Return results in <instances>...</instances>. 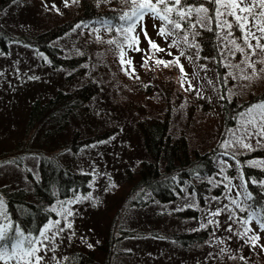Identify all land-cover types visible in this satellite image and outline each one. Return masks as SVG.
Here are the masks:
<instances>
[{
	"label": "rangeland",
	"instance_id": "1",
	"mask_svg": "<svg viewBox=\"0 0 264 264\" xmlns=\"http://www.w3.org/2000/svg\"><path fill=\"white\" fill-rule=\"evenodd\" d=\"M71 2V0H15V2L8 0L6 8H0V33L6 36L5 50L0 53V216L6 212V193L18 189L28 193L30 185L25 179L26 171L37 175L40 156L52 155V158L68 170L89 174L90 181L88 191L58 200L53 205L51 212L54 216L46 225L56 220L61 223L46 231L49 237L53 233L57 235L54 240L43 241L45 247H41L37 253L43 257L40 264H54L60 258H68L82 247L92 250L98 261L108 260V264H232L227 258L238 254L253 261L256 258L264 262V230L257 223L258 215L250 211L253 216L251 220L248 213V217L238 215L247 196L243 193V183L238 179L227 186L224 184L217 196L206 195L203 207L193 203V197L185 187H182L181 194L176 199L164 203L154 200L145 187H133L137 181L135 165L142 160H149V157L134 136L131 125L126 122V116L135 113L136 105V111L143 114L137 118L151 119L157 115L164 120L168 107L162 93L150 92L146 85L154 78L163 77L158 73L163 72L165 66L156 62L172 59L179 70L178 73L172 70L173 87L176 90H173V95L170 96L172 106L169 114L170 128L183 130L186 133L185 140L191 148L192 144L196 145V149L199 147L198 150L201 152H210L216 148L217 151H222V156L228 157V163L239 168L236 155L264 145V136L259 135L264 119L259 112L247 114L249 107L264 103V100H254L249 105L242 106L247 103L242 100L250 97L248 93L255 95L261 92L259 88L264 89V78L251 82V79L263 69L264 63L256 71L259 67L256 61H264V55L259 49L254 48L247 55L248 62H254V68H250L247 63H242L246 55L231 60L234 52H231L228 46L222 45V55L228 49L227 55L223 57V63L229 67L226 74L233 78L232 85H227V80L224 83L222 97L223 100L224 98L229 100L236 95L237 102L242 108L230 116L232 120L230 125L224 124V113L219 109L216 113L214 109L201 113L194 108L196 111L189 118L187 111L181 107L184 95L193 88L199 90L200 86L209 81L207 76L210 79L212 76L203 71L207 69L206 66L197 69L189 62L170 44L169 36L160 35V29L164 28L165 21L154 19L151 14L146 15L137 22L132 37L125 41L115 55L119 67L122 71H128V74L125 73L133 79L120 81L127 89L123 101L130 104L122 108L104 105L102 100L95 99L91 103L90 114L84 118L85 120L82 119V135L90 134L94 128L99 130L107 121L122 129L116 128L112 137L107 138L105 142L96 141L98 143L79 148L76 153H72L66 145L68 142L66 136L61 132L59 134L55 132L57 136L54 137L55 134L47 130L46 126L28 123L29 106L36 98L42 103L53 96L63 81L68 82L70 79L73 81V77L65 79L68 73L51 68L47 57L28 44L34 32L46 26L48 19L67 20L69 15L74 13H71ZM145 32L148 38H145ZM95 34L93 37L96 38L100 35ZM76 36L78 35L75 32L53 43L65 49L72 44ZM149 39L163 51L153 49L148 42ZM254 40L249 37L248 41L254 45ZM172 60L169 64H172ZM129 61L131 63H128ZM146 63L151 64L155 70H142ZM160 65L163 67L159 68ZM254 70L256 75H253ZM163 73L167 75L166 72ZM159 81L160 79H155L153 82ZM69 86L70 84L67 87ZM193 103L198 105L191 99L186 102L191 111ZM217 105L219 106L216 102V108ZM155 108L161 111L156 113ZM195 120L207 122L210 134L204 133L205 130H202V133L196 131L190 134L189 131L195 130ZM245 144L249 147H244ZM125 167L134 175L130 179L124 170ZM169 174L171 179L173 177L176 181L177 170L174 169ZM211 184H214L213 180ZM3 188L7 191L2 190ZM86 196H90V199H83ZM76 197L81 199L76 201ZM69 201L75 202L68 203ZM188 205L199 207L200 215L196 222L172 216L171 211ZM112 208L115 209L111 210ZM65 210L73 213L67 217V222L72 224L71 229L65 227L63 215ZM217 212L219 215H213ZM207 223L210 231L207 240L202 244L180 246L168 237L174 232L206 226ZM5 226L7 223L0 219V228ZM45 226L41 231L45 230ZM59 228H64V231L59 232ZM121 231H125L124 236ZM40 232L36 238L43 240ZM128 233L131 235H127ZM17 252L19 254V249ZM0 264H17V259H0Z\"/></svg>",
	"mask_w": 264,
	"mask_h": 264
},
{
	"label": "trees",
	"instance_id": "2",
	"mask_svg": "<svg viewBox=\"0 0 264 264\" xmlns=\"http://www.w3.org/2000/svg\"><path fill=\"white\" fill-rule=\"evenodd\" d=\"M71 1V13H74L70 14L67 20L59 19L55 21L48 19L46 26L35 31L28 40V44L38 53H42L47 57L51 68L60 69L65 74L68 73L65 79L73 77V81L71 79L68 82L63 81V84L54 92L53 96L48 97L42 103L36 98L29 106L28 123L30 125L38 124L40 127L46 126L45 128L51 130L54 134L55 132H58V134L61 132L68 141L66 145L72 153H76L79 148L98 143L96 141L105 142L107 138L112 137L116 128L117 130L122 129V127H116L107 121L99 130L94 128L90 134L82 135V119L90 114L92 110L91 103L95 99L102 100L104 105L110 104L116 107L122 106V108L130 104L123 101L127 89L120 81L121 79L124 81L133 79L127 75L128 71H122L115 55L126 41L123 27L127 26V22L121 21L119 17L125 12H130L132 5L126 3L125 0ZM201 2L209 8L208 16L212 17L211 20L199 24L197 23L196 14L193 13L190 22L182 31L173 29L167 23L164 25L166 35L170 37V44L184 55L189 62L194 64L197 69L206 66L207 69H203V71L212 76L211 79L207 76L209 81L200 86L199 90L193 88L188 91L184 95L181 107L187 111L189 118L196 110L201 113H207L213 109L215 113L218 109L222 110L224 124L230 125L232 121L230 116L242 107L237 102L236 95L229 100L225 98L223 100V85L226 80L227 85H232L233 78L228 77L226 69L228 70L229 67H226L223 63V57L227 55L228 49L222 55L221 48H223L222 45H225L228 46L231 52H234L231 60L240 58L242 55H249L253 49H249L248 45L244 43L243 33L236 26L233 17L228 15L216 17V5L209 4L207 0H189L185 7H199ZM7 4L8 0H0V8H6ZM254 11L257 12L255 22L259 24L262 20L259 16L261 10L254 9ZM241 15H246V13H241ZM175 18L178 19V17ZM221 20L232 23L233 29L229 30L226 26H218ZM193 25L195 26L193 27ZM248 27L258 38L264 37V34L252 27L251 23L248 24ZM229 31H231V35H228ZM75 32L78 36L65 49L53 43ZM95 33L100 34L98 38L93 37ZM126 35L132 37L133 33L128 32ZM185 36L187 37L186 40ZM233 39L244 49L243 53L236 51L235 46L231 43ZM109 40L117 43L109 44ZM256 42L255 39L254 45ZM260 42L264 43V38H261ZM248 43L252 44L249 41ZM5 45L6 36L0 33V53L4 52ZM261 53L264 55V52ZM161 58L163 59V57ZM171 60H166L171 68H163V72H166L167 75L165 76V73L159 71L158 75L163 77L154 78L146 85V88H150V92L159 91L162 93L168 107L164 120L158 118L160 116L157 115L151 117V119L137 118L143 116L141 112L136 111L137 105H133L135 113L126 116V122L131 125L134 136H136L142 149L149 157V160H142L135 165L137 181L133 187H145L151 193V197L160 203L173 201L181 194L182 187H185L186 191L192 195L193 203L195 202L197 206L203 207L206 195L217 196L224 184L227 186V184L229 185L235 179H238L244 185L243 193L247 195L244 199L243 209H239L238 215L242 214L241 216L248 217L249 212L252 211L258 215L259 219L264 220V145L236 155L239 168L232 163H228V157L222 156V151H217L216 148H213L210 152L199 151V147L196 149L195 144H192L191 148L185 140L186 133L181 129L173 130L169 126V114L172 109L170 96L173 95V90H176L173 87L172 75L174 73L172 70L177 73L179 70L174 60H172V64H169ZM256 62L259 63L257 71L263 63L258 62V60ZM161 67L163 65H160L159 68ZM159 68L158 70H161ZM148 69H150L149 71L155 70L151 64H144L142 70L148 71ZM198 72L202 73L199 70ZM261 78H264V71L252 78L251 82L254 79L259 81ZM155 79H160V81L154 83ZM213 83L214 89L212 90ZM69 84L70 86L67 87ZM259 89L261 92L255 95L248 93L250 97L242 100L247 102L242 104L243 107L254 100H264V89ZM215 93L219 94L216 95ZM189 99L198 103V105L193 103L192 111L186 106ZM116 101L119 103H116ZM216 102L219 104V106L217 105L218 108H216ZM154 111L158 113L161 110L155 108ZM194 122L195 130L189 131L190 134L196 131L202 133V130H205L204 133L210 134L207 129V122L201 120H195ZM56 136L57 133L54 137ZM51 156H40L37 175L32 174L29 170L26 171L25 179L30 185L28 193L23 189L6 193V212L1 214L0 219H3L7 225L11 224L12 226L8 230L9 237H15V230L19 227L22 235L15 237V239L23 241V248L27 247L28 240L38 236L41 229L54 216L51 209L58 200L84 193L89 189L87 188L90 181L89 174L70 171ZM174 169L178 173L176 181L173 177L172 180L169 174ZM124 170L129 179L134 176L128 167H125ZM211 180L214 181V184H211ZM2 190L7 191L5 188ZM249 194H251V199L248 198ZM199 207L188 205L171 211V214L176 218L191 219V221L196 222L200 215ZM113 209L115 208L111 210ZM208 226L207 223L206 226L201 225V227L193 229H183L170 234L168 237L180 246L190 247L192 244H202L207 240L208 231H210ZM121 232L124 236L125 231ZM127 235L131 234L128 233ZM114 236L117 235L114 234ZM7 251H11V249L9 248ZM103 260L98 261L92 250L82 247L73 252L68 258H60L54 264H108V260ZM254 260H250L241 254L227 258V261L232 262V264H264L256 258Z\"/></svg>",
	"mask_w": 264,
	"mask_h": 264
},
{
	"label": "snow or ice",
	"instance_id": "3",
	"mask_svg": "<svg viewBox=\"0 0 264 264\" xmlns=\"http://www.w3.org/2000/svg\"><path fill=\"white\" fill-rule=\"evenodd\" d=\"M15 2V0H14ZM126 3H130L132 5L130 12H125L120 15L119 19L121 21H126L127 26L123 27L124 39L127 41L129 37L126 35L128 32H132L136 28L137 22L142 20L146 15L151 14L154 19H160L165 21L167 24L171 25L173 29L182 31L184 27L190 22L193 13L196 14L197 23L204 24L205 21H209L212 17L208 16L209 8L205 7L203 2L200 3L199 7L189 6L185 7L189 3V0H125ZM209 4H214L217 7L215 8L216 17H223L224 15H228L234 18L236 26L239 27L241 32L243 33L244 43L248 45L249 49H259L261 52H264V43H261V38H257L255 33L248 27V24L251 23L252 27H255L257 31L264 34V11L259 12V16L262 18L261 22L257 24L256 17L257 12L254 9L264 10V0H207ZM241 13H246V15H241ZM175 17H178L175 18ZM195 25H193L194 27ZM220 27H227L229 30L233 29V24L228 22L227 20H221ZM145 38L147 37V33L145 32ZM165 28L160 29V35H165ZM171 34V33H168ZM228 35H231V31H229ZM249 37L256 39V44L252 45L248 43ZM187 37L185 36V40ZM149 44L153 49L157 51H163L159 49L155 43H153L149 39ZM109 44L117 43L116 41L109 40ZM231 43L235 46L236 51L243 53L244 49L240 47V45L236 42L235 39L231 41ZM131 46V45H129ZM138 50V49H137ZM253 54H255L253 52ZM124 61L122 60V63ZM264 63V61H260ZM128 63H131L130 61ZM178 63V61H177ZM242 63H247L248 67L254 68V62L249 63L246 55L245 61ZM157 64H164L165 67L168 66V63L165 61L158 60ZM237 67H239L237 65ZM242 70V69H241ZM183 71V68H181ZM260 71H264L261 69ZM253 75H256L254 70ZM245 79H251V77H244ZM253 112H259L262 119H264V103H259L253 105L248 108L247 114L251 115ZM249 123H254V121H249ZM262 131L259 135L264 136V124H261ZM244 147H249V145L245 144ZM251 199V194L248 196ZM81 197H76V201H79ZM83 199H90V196H86ZM75 201H69L68 203H73ZM233 203H236L233 201ZM65 218V227L68 229L72 228V224L67 222V217L73 215L70 210H65L63 213ZM213 215H219V212L213 213ZM253 216L250 214L249 220H251ZM61 222L56 220L54 222H50L45 226V230L40 232V237L43 240L36 238L30 239L27 242V247L23 248L21 245L23 244L22 240L15 239V237H19L22 235L19 227L15 230V237L8 236V230L12 227L11 224L0 228V259H17V264H33V260L35 264H40V261L43 257L37 255L40 251L41 247H45L43 241H51L56 238L57 233H53L51 237L46 235V231L51 228L59 225ZM211 223V221H210ZM257 223L262 230H264V220L257 218ZM59 232H63L64 228H59ZM38 245L40 247H38ZM11 249V251H7V249ZM19 249V254L17 250Z\"/></svg>",
	"mask_w": 264,
	"mask_h": 264
}]
</instances>
